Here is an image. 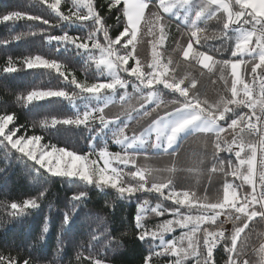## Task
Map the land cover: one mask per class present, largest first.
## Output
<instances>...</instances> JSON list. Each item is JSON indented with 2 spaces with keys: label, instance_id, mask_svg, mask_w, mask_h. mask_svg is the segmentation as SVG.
<instances>
[{
  "label": "snow or ice",
  "instance_id": "6c2138e0",
  "mask_svg": "<svg viewBox=\"0 0 264 264\" xmlns=\"http://www.w3.org/2000/svg\"><path fill=\"white\" fill-rule=\"evenodd\" d=\"M38 2L49 15L19 5L0 13L9 25L0 46L40 35L56 54L9 55L0 75L44 69L59 81L15 96L30 113L49 109L42 118L0 114V181L22 166L33 190L0 201V216L23 223L43 212L34 242L6 246L0 264H43L35 253L57 216L51 264H63L64 239L94 190L111 197L109 211L85 214L76 264H116L129 248L138 264H264V0ZM68 57L82 62L83 79ZM187 142L195 148L183 151ZM57 183L71 190L64 208L49 198ZM118 205L134 209L119 228Z\"/></svg>",
  "mask_w": 264,
  "mask_h": 264
},
{
  "label": "trees",
  "instance_id": "16d2710c",
  "mask_svg": "<svg viewBox=\"0 0 264 264\" xmlns=\"http://www.w3.org/2000/svg\"><path fill=\"white\" fill-rule=\"evenodd\" d=\"M19 6H23L25 10L30 12H36L40 15H49L45 10V7L40 5L38 0H0V13L13 10ZM32 5V7H28ZM107 12V8L104 10ZM115 12V9H113ZM116 15H110L107 17L109 25H116ZM47 27V26H42ZM17 30H24L25 23L20 22L16 26ZM174 30V26H173ZM114 32V29H113ZM9 35V25L0 24V39L5 38ZM208 45H216L217 41L209 40ZM40 54L45 57H54L56 54L52 51V47L48 45L42 36L37 35L35 37H29L25 41L14 42L6 47L0 46V66L5 62L7 56H12L14 59L25 55H36ZM211 54V53H210ZM142 59L150 58V48L144 45V48L140 52ZM61 59H65L61 57ZM67 67L75 71L78 78L83 79L85 72L82 68V62H79V58L68 57L66 60ZM44 69H31L26 70L24 73H13L0 75V114L5 110L10 113H15L17 116V123L25 124L30 123L34 116L42 118L47 114L49 109L44 108L40 110V113H30L26 108L21 107L19 104H15L13 101L16 95L21 94L25 90H29L33 85L47 86L49 83L57 85L59 81L54 78H50ZM214 87L211 84L207 85L208 95L210 98L215 97L216 93ZM46 103V102H41ZM65 112L71 113L70 106L66 102L62 105ZM71 140L73 143L83 144L78 137L72 136ZM195 148V145L191 142H187L184 146L183 151ZM113 149L116 150V146L113 145ZM3 153L0 152V161H3ZM22 166L16 168L15 172L10 176L7 183L0 181V201H7L9 199L20 200L25 198L27 195L32 194L31 179L25 180L23 177ZM213 189V194H214ZM71 195V190L67 187H61L60 184H54L51 186V192L49 198L53 204L58 208H64L66 204V198ZM111 199V197L105 196L99 190H94L90 193V199L88 200L87 206L78 209L80 219L73 228V232L65 237L64 239V252L58 259L63 264H76V244L83 243L87 239V223L91 222L86 220L87 213H91L93 216L96 213H107L108 208L105 207V201ZM2 211V210H0ZM46 211V209H44ZM134 209L131 206L118 205L115 210V215L110 219L115 221V227H120L121 218H127ZM43 212L38 215L28 217L23 223H4L5 220L10 219L4 216H0V250L6 246H20L23 250L24 246L30 245L34 242V238L39 234L41 223H42ZM60 217L57 216L55 219V227L50 229V235L46 238L45 244L46 249L35 253L37 256H46L43 264H51L55 254L57 246V229L59 225ZM162 219V218H161ZM83 225V226H82ZM94 226V225H93ZM260 226H257L259 228ZM116 264H138L137 252L129 248V250L116 260Z\"/></svg>",
  "mask_w": 264,
  "mask_h": 264
},
{
  "label": "rangeland",
  "instance_id": "374dc122",
  "mask_svg": "<svg viewBox=\"0 0 264 264\" xmlns=\"http://www.w3.org/2000/svg\"><path fill=\"white\" fill-rule=\"evenodd\" d=\"M213 23H214V22H213ZM143 48H144V45H141L140 48H139V53L141 52V50H142ZM111 110H112L113 112L118 111V110H119V104L117 103V104L111 106ZM106 111H107V110H106ZM166 159H167V158H164V159H161V160H157V161H153V164H154V166H157V167L163 166L164 163L166 162Z\"/></svg>",
  "mask_w": 264,
  "mask_h": 264
}]
</instances>
